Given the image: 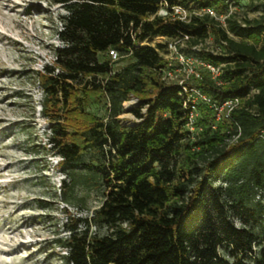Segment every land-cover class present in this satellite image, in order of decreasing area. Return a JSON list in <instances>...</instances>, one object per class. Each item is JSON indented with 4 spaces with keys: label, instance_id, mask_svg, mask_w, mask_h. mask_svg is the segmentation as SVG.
Returning <instances> with one entry per match:
<instances>
[{
    "label": "trees",
    "instance_id": "1",
    "mask_svg": "<svg viewBox=\"0 0 264 264\" xmlns=\"http://www.w3.org/2000/svg\"><path fill=\"white\" fill-rule=\"evenodd\" d=\"M55 1L65 10L60 44L39 76L54 107L46 113L49 147L60 157L62 189L72 190L79 170L104 189L89 220L66 223L68 236L54 241L64 264H264V21L239 22L230 12L239 0ZM164 1L198 11L186 21L158 15ZM248 1L264 10V0ZM182 35L191 46L210 37L220 50L187 49L224 64L214 79L200 74V91L216 106L240 101L215 130L214 106L195 104L200 131L193 139L185 128L188 94L159 76L165 45L141 44ZM110 48L129 61L114 70L110 58H100ZM87 90L107 99L106 117L91 119L75 139L59 111ZM131 95L138 121L123 123ZM182 152L187 162L180 164ZM91 223L110 232L90 234Z\"/></svg>",
    "mask_w": 264,
    "mask_h": 264
},
{
    "label": "rangeland",
    "instance_id": "2",
    "mask_svg": "<svg viewBox=\"0 0 264 264\" xmlns=\"http://www.w3.org/2000/svg\"><path fill=\"white\" fill-rule=\"evenodd\" d=\"M231 10L241 23L245 19L261 18L264 21V10L254 8L248 0H239ZM197 11L191 6L185 10V15ZM64 12L62 4L55 0H0V264H64L60 258L64 249L56 246L54 241L68 236L66 223L89 220L103 199V186L86 181L84 170L78 171L79 182L72 190L62 189L60 157L49 147L51 121L46 113L54 107L48 99L44 101L39 76L45 65L54 62L53 49L60 44L57 37L59 15ZM164 13L162 9L157 14ZM171 39L156 36L141 44L166 45ZM186 45L184 52L195 60L193 66L199 74L208 70L201 65L202 60L187 49L220 51L210 37L199 42L196 48L189 42ZM165 47L160 53L174 68L177 62L167 54ZM100 58L109 59L106 54ZM128 61L127 56H122L111 61L112 68L119 69ZM178 74L184 79L183 83L197 87L198 77L186 76L184 72ZM74 95H79L80 100L73 99L70 108L59 113L64 116L71 137L77 139L79 131L91 119L106 117L107 99L99 92L88 90ZM195 102L205 103L200 97ZM138 104V97L134 95L123 103L125 112L119 116L123 123L138 121L130 111ZM239 105L238 100L236 106ZM215 110L212 130L217 129L218 122L230 111L223 103ZM199 115V110L195 109L191 123L185 126L191 139L200 131L193 124ZM177 159L180 164L187 162L186 153L182 152ZM198 164L203 162L198 161ZM64 198L70 202H64ZM84 225L79 222L78 226L83 229ZM88 227L90 234L110 232L92 223Z\"/></svg>",
    "mask_w": 264,
    "mask_h": 264
},
{
    "label": "built area",
    "instance_id": "3",
    "mask_svg": "<svg viewBox=\"0 0 264 264\" xmlns=\"http://www.w3.org/2000/svg\"><path fill=\"white\" fill-rule=\"evenodd\" d=\"M162 9L165 11L163 15L169 14L172 18H177L182 21L187 20V15H185L186 9L184 7L178 5L168 7L167 3L164 1L160 10ZM231 11L232 10L230 8V12ZM203 12L215 16L214 11L210 8L203 9ZM219 18L223 20L224 16H220ZM186 43H188L187 35H182L179 37L172 38L170 41L166 43L165 48L167 54L170 57H174L175 61L177 62V65L174 68H171L172 65L170 64L169 61L166 60L165 65L160 69V76L161 79L168 84L180 85L183 88V91L188 94L189 99L187 100V102L191 107V112L188 122L189 124L192 121L193 111L195 110V104H196L195 99L197 100L198 97L202 98V101L205 103L213 104L212 106H214L215 109L218 108V106H216L214 103H211L212 101L210 100V98H208L205 94H203L200 91V89H198L197 87L188 86L186 83H183L184 82L183 78L180 79L178 77L179 72L186 73V76L194 75L195 77L198 78L200 77V74L194 69L193 66L195 60L184 52V48L187 46ZM194 46H195L194 48H196V45ZM108 56L111 61H115L120 58L119 53L114 48H110L108 50ZM162 56L165 60L166 59L164 57L165 55ZM200 63L203 67H205V69L209 71V73L213 77L219 75V73L221 72V67L224 65V64H220L218 66H214L204 61H201ZM237 103H238V99L235 98L233 100L225 101L223 104L226 105L229 108V110H231L234 106H236Z\"/></svg>",
    "mask_w": 264,
    "mask_h": 264
}]
</instances>
